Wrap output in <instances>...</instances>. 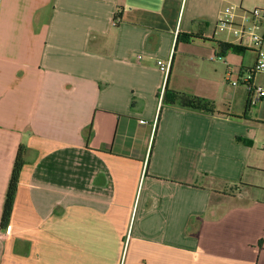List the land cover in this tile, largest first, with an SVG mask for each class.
Listing matches in <instances>:
<instances>
[{
    "label": "crops",
    "instance_id": "1",
    "mask_svg": "<svg viewBox=\"0 0 264 264\" xmlns=\"http://www.w3.org/2000/svg\"><path fill=\"white\" fill-rule=\"evenodd\" d=\"M238 7L264 0H0V264H264L260 48ZM167 82L216 113L163 105Z\"/></svg>",
    "mask_w": 264,
    "mask_h": 264
},
{
    "label": "trees",
    "instance_id": "2",
    "mask_svg": "<svg viewBox=\"0 0 264 264\" xmlns=\"http://www.w3.org/2000/svg\"><path fill=\"white\" fill-rule=\"evenodd\" d=\"M183 36L185 37L186 41H191L194 38H201L192 35H183ZM178 40L180 41V37ZM213 42L217 44L218 48L223 54L228 52H234L240 54L243 53L245 50H247V48L245 47L235 45L232 43L217 42V41H213ZM162 102L163 105L179 106L184 109L194 110L206 114L213 115L216 113V107L214 103L211 102L210 100L175 91L169 87L168 82L164 89ZM23 166H24V149L20 147L16 156L11 180L7 191L6 201L4 205V211L1 221V227L3 229H5L10 222L11 210L16 195L17 184L19 182V177L23 169Z\"/></svg>",
    "mask_w": 264,
    "mask_h": 264
},
{
    "label": "built area",
    "instance_id": "3",
    "mask_svg": "<svg viewBox=\"0 0 264 264\" xmlns=\"http://www.w3.org/2000/svg\"><path fill=\"white\" fill-rule=\"evenodd\" d=\"M252 15L255 17H259V16H264V11L259 9V8H255L252 10ZM233 17L231 16V19ZM235 28V34L240 35L241 38L247 36L253 43H255L256 45L259 46L260 48V52H259V57L257 59L256 65L253 69L254 73H262L264 74V35L260 36L257 34H254L251 31H248L245 27H234ZM237 82H234L233 85H236ZM248 88L251 92H255L256 96L258 98H264V89L261 87H256V85H254L253 83L249 82L248 83Z\"/></svg>",
    "mask_w": 264,
    "mask_h": 264
},
{
    "label": "rangeland",
    "instance_id": "4",
    "mask_svg": "<svg viewBox=\"0 0 264 264\" xmlns=\"http://www.w3.org/2000/svg\"><path fill=\"white\" fill-rule=\"evenodd\" d=\"M242 0H236V2H238V4H240ZM239 11L237 12L238 14H245L247 16L246 20H240L238 18H235L236 21H240V22H244V24H237V26H241V27H245L248 31L253 32L254 34L260 35L262 36L263 34H261V26H257L254 24V16L252 15V10L250 12H247L244 9H241L240 7H238ZM262 10V9H261ZM248 11V10H247ZM264 11V10H263ZM233 13V12H232ZM233 81H236V78L233 79ZM232 82L228 83L229 87H232ZM244 84H242L241 82L239 83V86H243ZM255 85L256 87H261L264 89V74L262 73H257L256 75V80H255ZM240 87H237V89Z\"/></svg>",
    "mask_w": 264,
    "mask_h": 264
}]
</instances>
